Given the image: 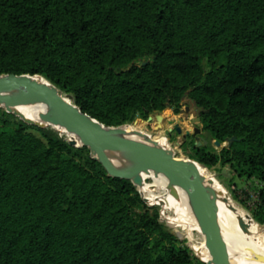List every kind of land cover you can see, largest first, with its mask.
<instances>
[{"label":"trees","instance_id":"16d2710c","mask_svg":"<svg viewBox=\"0 0 264 264\" xmlns=\"http://www.w3.org/2000/svg\"><path fill=\"white\" fill-rule=\"evenodd\" d=\"M11 73L44 77L106 127L193 99L210 139L237 140L191 142L192 158L256 182L264 224V0H0ZM65 134L0 108V264H206Z\"/></svg>","mask_w":264,"mask_h":264},{"label":"water","instance_id":"95a60500","mask_svg":"<svg viewBox=\"0 0 264 264\" xmlns=\"http://www.w3.org/2000/svg\"><path fill=\"white\" fill-rule=\"evenodd\" d=\"M67 95L69 97L40 75H16L13 73L0 75V103L3 104L2 108L7 113L14 114L15 108L25 104L45 105L48 112L41 116V119H45L52 125L14 115L26 123L40 128L50 126L57 131H59L57 127L64 128L67 133L72 135L68 137V142L74 146L87 147L93 158L104 167L108 176L130 180L137 187L142 184L140 173L154 171L165 176L171 185L182 188L189 197L193 212L204 235L210 261L213 264H231L227 245L223 240L217 220L216 202L205 184V178L199 171L198 163L189 158L174 156L171 151L160 147L151 138L144 140L145 133H137L141 136L142 141L121 138L122 125L118 127L104 126L82 112L72 97ZM182 104L184 109H181L180 112L186 116L188 112H192V122L200 128L202 126L201 114L206 110L197 106L193 99H185V95L182 98ZM163 111L154 112L153 116L148 117L149 122L154 123L155 131L163 128L166 118ZM176 131L181 132V129L177 127ZM236 140L237 138L233 136L226 138L223 145L218 140H215L214 144L217 147H229ZM202 143L207 144V140L202 139L201 142H196V145L200 146ZM108 151L122 153L132 162V166L126 170L114 167L106 156ZM208 183L210 184L211 181ZM200 260L209 264L201 258Z\"/></svg>","mask_w":264,"mask_h":264},{"label":"bare ground","instance_id":"6f19581e","mask_svg":"<svg viewBox=\"0 0 264 264\" xmlns=\"http://www.w3.org/2000/svg\"><path fill=\"white\" fill-rule=\"evenodd\" d=\"M0 107H3V104L0 103ZM47 112L48 108L43 104H25L13 110L14 114L24 119L34 122L42 121L43 124L52 125L45 119H41V116L47 114ZM57 129L60 132L61 130L64 131L70 137L72 136L71 134L67 133L64 128L57 127ZM122 129L123 132L120 134L121 138H132L142 141L141 136L137 134L140 132L133 129H124L123 127ZM145 134L146 135L144 140L147 138H151L160 147H163L170 152V148H167L166 140L161 135L157 134L155 136H150L147 133ZM106 156L111 164L116 168L126 170L132 166V162L120 152L108 151L106 153ZM199 171L205 178V184L212 197L215 199L218 211L217 220L221 230V235L227 245V250L230 256V263L239 264L237 261H235V258L234 260L232 259L234 252L233 249L242 247L247 252H250L255 256L260 255L263 258H261L263 260L262 263L255 259L247 260L245 264H264V233L262 232V227L256 222L254 223L253 220L247 217L242 212V210L238 206H236L229 198L225 200V198L227 197L226 193L216 187L210 173L207 170H203L201 167H199ZM139 177L141 178L142 184L136 187L138 191L144 189L143 181L148 177L154 178L156 182H164L166 194L163 198L158 200L165 201L169 206H171L174 210L176 209L177 211L176 214L171 213L167 221L174 229H176L175 226L177 225V223L174 222V218L176 217L179 224H181L188 231L190 238L196 245L199 246L200 252L202 251L203 253L201 254L202 257L204 256L205 260L209 264H213L210 261L211 258L209 252L205 247L204 235L193 212L187 193L182 188L171 185L165 176L154 171L142 172L139 174ZM208 181H211V183L209 184ZM146 200L150 201L148 199ZM169 212H171V210H169ZM241 252L242 251H240V253Z\"/></svg>","mask_w":264,"mask_h":264},{"label":"rangeland","instance_id":"374dc122","mask_svg":"<svg viewBox=\"0 0 264 264\" xmlns=\"http://www.w3.org/2000/svg\"><path fill=\"white\" fill-rule=\"evenodd\" d=\"M2 109L4 110V108ZM181 109H184V106H182ZM162 113L166 118L163 123V128L159 131L154 130L153 122H149L148 119H143L139 114L135 115L132 122L126 123L122 126L124 129H133L140 133H147L150 136H155L157 134L161 135L166 140L167 148H170L169 150L174 154V156L178 158H189L194 160L192 158L190 148L191 142H201L202 139L207 140V145L210 146L211 151L213 152H218L222 148L215 146V140L210 139V134L203 129V124L199 128L194 122H192V112H188L186 116L181 112L174 114L170 108H166ZM150 116H153V114H150ZM177 127L181 129V132L176 131ZM223 143L224 142H222V145ZM198 165L203 170H207L210 173L216 187L226 193L227 197L225 198V200L229 198L236 206H238L242 210V212L247 217L252 219L255 223L256 221L253 219V210L255 209L258 202L255 192V186L257 183L251 180L239 179L236 174L229 169L228 166L217 164L213 167H204L199 163ZM143 184L144 189L139 191V194L142 198L148 199L153 196L156 199H161L166 194L164 182H156L154 178L148 177L144 179ZM145 202L148 206H150V212L158 213L161 223H163L171 233H173L179 240H181L182 244L187 246L194 256L198 257L199 259L201 258L205 260L204 256L202 257L201 254H198L196 251H194L191 246L188 245L186 239L177 234L175 229L167 221V218L171 215V212L164 210L161 207L159 201L158 203H156L152 200H145ZM260 226L262 227V232L264 233V224ZM233 251L236 252H233L232 259L234 260L235 258V261H237L239 264H245L247 260L255 259H257V261L261 263L263 262L262 256H255L250 252H247L242 247L236 249L234 248ZM240 251L242 252L240 253Z\"/></svg>","mask_w":264,"mask_h":264}]
</instances>
